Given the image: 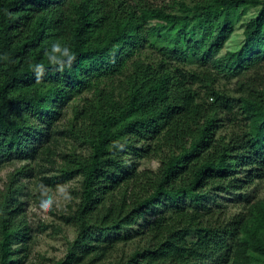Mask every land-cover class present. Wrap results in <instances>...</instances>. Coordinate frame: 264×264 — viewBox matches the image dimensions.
<instances>
[{"label":"trees","instance_id":"trees-1","mask_svg":"<svg viewBox=\"0 0 264 264\" xmlns=\"http://www.w3.org/2000/svg\"><path fill=\"white\" fill-rule=\"evenodd\" d=\"M4 56L0 264L26 258L27 186L74 180L53 264H264V0H0Z\"/></svg>","mask_w":264,"mask_h":264},{"label":"rangeland","instance_id":"rangeland-1","mask_svg":"<svg viewBox=\"0 0 264 264\" xmlns=\"http://www.w3.org/2000/svg\"><path fill=\"white\" fill-rule=\"evenodd\" d=\"M157 3L167 0H154ZM169 1V0H168ZM254 14L250 9L247 13H240L234 17V32L224 44L222 53L229 49H233L240 45L242 41L243 24ZM157 162L154 160L143 161L141 167L153 169L156 167ZM14 165H7L0 169V186L5 183L7 174L13 170ZM69 186L76 184V181H70ZM76 186V185H75ZM34 189L32 185L27 186L26 199V218L29 225L32 227L31 240L28 243L26 249V258L23 264H53L56 260L60 259L65 252L67 242L70 241L74 232L73 229L63 223L61 216L67 212V205L73 202L65 203L60 209H54L53 211L45 214L39 210V201L34 198ZM264 195V189L261 192ZM63 193L58 188H49L45 194V198H51L53 200L62 199ZM222 206L227 210L233 212L238 209L239 203L233 195H227L222 200Z\"/></svg>","mask_w":264,"mask_h":264},{"label":"clouds","instance_id":"clouds-1","mask_svg":"<svg viewBox=\"0 0 264 264\" xmlns=\"http://www.w3.org/2000/svg\"><path fill=\"white\" fill-rule=\"evenodd\" d=\"M48 63L55 66L58 72L63 73L66 69H71L72 64L76 60V56L72 49L67 45H62L60 42L53 43L48 52L45 53ZM0 59H7L6 56ZM32 71L39 82L45 74V65L43 63H36L31 66ZM58 190L63 193L62 199L53 200L51 198L41 197L39 201V210L47 214L54 209H60L65 203L72 201L73 197L69 194V185H57Z\"/></svg>","mask_w":264,"mask_h":264}]
</instances>
